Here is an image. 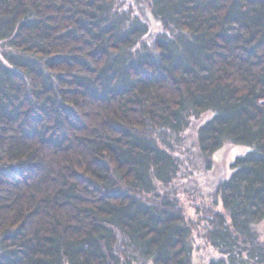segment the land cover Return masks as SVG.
<instances>
[{"label":"trees","instance_id":"1","mask_svg":"<svg viewBox=\"0 0 264 264\" xmlns=\"http://www.w3.org/2000/svg\"><path fill=\"white\" fill-rule=\"evenodd\" d=\"M0 264H264V0H0Z\"/></svg>","mask_w":264,"mask_h":264},{"label":"rangeland","instance_id":"2","mask_svg":"<svg viewBox=\"0 0 264 264\" xmlns=\"http://www.w3.org/2000/svg\"><path fill=\"white\" fill-rule=\"evenodd\" d=\"M238 149H239V148L232 147V148L226 150L225 153H224V155H223V157H222L223 162H224L225 160H226L227 162H230V160L232 159V157H233L235 154L238 153ZM223 164H226V162L223 163ZM190 214H191V216L193 215L192 212H190Z\"/></svg>","mask_w":264,"mask_h":264}]
</instances>
